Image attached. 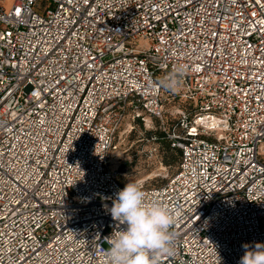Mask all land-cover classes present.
Listing matches in <instances>:
<instances>
[{
  "label": "built area",
  "instance_id": "1",
  "mask_svg": "<svg viewBox=\"0 0 264 264\" xmlns=\"http://www.w3.org/2000/svg\"><path fill=\"white\" fill-rule=\"evenodd\" d=\"M127 113L180 152L141 186L176 215L160 264H238L264 243V0H0V264H108Z\"/></svg>",
  "mask_w": 264,
  "mask_h": 264
},
{
  "label": "clouds",
  "instance_id": "2",
  "mask_svg": "<svg viewBox=\"0 0 264 264\" xmlns=\"http://www.w3.org/2000/svg\"><path fill=\"white\" fill-rule=\"evenodd\" d=\"M185 72L183 64H176L157 83L165 91H178ZM108 211L116 222L107 238L108 264H160L162 256L174 254L176 215L165 203L148 201L138 182L129 181L117 191ZM242 248L238 264H264V243H245Z\"/></svg>",
  "mask_w": 264,
  "mask_h": 264
},
{
  "label": "rangeland",
  "instance_id": "3",
  "mask_svg": "<svg viewBox=\"0 0 264 264\" xmlns=\"http://www.w3.org/2000/svg\"><path fill=\"white\" fill-rule=\"evenodd\" d=\"M139 113L146 119L143 111ZM135 116L127 113L116 131L118 147L112 159L113 167L118 166L119 181L123 186L129 181L138 182L143 187L159 185L175 171L174 167L165 165L162 142L157 140L159 133L156 132L163 129L156 121H152L151 129L146 128L140 117Z\"/></svg>",
  "mask_w": 264,
  "mask_h": 264
},
{
  "label": "trees",
  "instance_id": "4",
  "mask_svg": "<svg viewBox=\"0 0 264 264\" xmlns=\"http://www.w3.org/2000/svg\"><path fill=\"white\" fill-rule=\"evenodd\" d=\"M167 106L170 108H173L175 105L176 107L179 106L181 108H185L186 106H188V102L179 98L176 94H173L172 100L171 102L167 103ZM170 105V106H169ZM178 121V118H171L168 117L165 123V128L166 130H172V128L176 125ZM139 124H141V122H139ZM159 133L158 135V141L162 142V149L164 151V163H166V166H172L175 168V171L173 172V174L176 172L177 168H178V164L180 161V152L177 150V148L172 147L170 140L167 137V132H165L164 130H160L159 132H156V134ZM168 180L162 182L159 185H152L151 187H159L164 185ZM151 187H146V188H151Z\"/></svg>",
  "mask_w": 264,
  "mask_h": 264
},
{
  "label": "bare ground",
  "instance_id": "5",
  "mask_svg": "<svg viewBox=\"0 0 264 264\" xmlns=\"http://www.w3.org/2000/svg\"><path fill=\"white\" fill-rule=\"evenodd\" d=\"M115 153H116V151L112 153V159H113V157H115V155H116Z\"/></svg>",
  "mask_w": 264,
  "mask_h": 264
}]
</instances>
